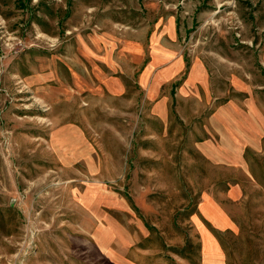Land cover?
Returning <instances> with one entry per match:
<instances>
[{"label":"rangeland","instance_id":"1","mask_svg":"<svg viewBox=\"0 0 264 264\" xmlns=\"http://www.w3.org/2000/svg\"><path fill=\"white\" fill-rule=\"evenodd\" d=\"M0 264H264V0H0Z\"/></svg>","mask_w":264,"mask_h":264}]
</instances>
